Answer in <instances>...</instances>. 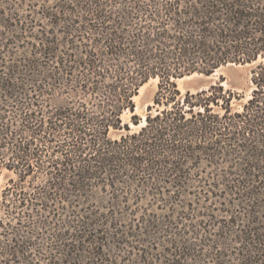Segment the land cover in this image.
Here are the masks:
<instances>
[{
	"label": "trees",
	"instance_id": "16d2710c",
	"mask_svg": "<svg viewBox=\"0 0 264 264\" xmlns=\"http://www.w3.org/2000/svg\"><path fill=\"white\" fill-rule=\"evenodd\" d=\"M2 175L0 264H264V0H0Z\"/></svg>",
	"mask_w": 264,
	"mask_h": 264
},
{
	"label": "rangeland",
	"instance_id": "374dc122",
	"mask_svg": "<svg viewBox=\"0 0 264 264\" xmlns=\"http://www.w3.org/2000/svg\"><path fill=\"white\" fill-rule=\"evenodd\" d=\"M259 60L261 59L246 64L229 63L220 67L216 74L194 75L192 77L181 79L180 81L176 79V84L183 93L185 90L195 91L197 89L207 87L210 83L219 81L225 89L229 88L236 93V97H233L232 99V105L234 108H239L247 100V98L250 97L251 90L254 87L251 83L252 69L257 65ZM151 79L147 81L140 91L138 89V93L136 94L137 96L134 97V113L141 117L142 120L147 113V106L152 105L153 103L152 99L157 89V81L155 82ZM156 80L158 79L156 78ZM152 112H154V109ZM131 115L132 113L127 111L123 113L122 118L125 122L129 123V126L132 129H137L139 125H134L131 122ZM111 134L113 137L118 135V133L115 132H112ZM4 181L3 175L0 176V185L3 184ZM214 212L216 215L221 214L218 209Z\"/></svg>",
	"mask_w": 264,
	"mask_h": 264
},
{
	"label": "bare ground",
	"instance_id": "6f19581e",
	"mask_svg": "<svg viewBox=\"0 0 264 264\" xmlns=\"http://www.w3.org/2000/svg\"><path fill=\"white\" fill-rule=\"evenodd\" d=\"M219 70H216L214 73H212V74H216L217 72H218ZM194 75H202V74H198V73H193V74H191V75H188V76H184L183 78H180V79H178L179 81L181 80V79H184V78H188V77H192V76H194ZM157 81L156 79H152V81ZM146 84V83H145ZM144 84V85H145ZM144 85H142L141 87H140V89H139V91L144 87ZM137 96V95H136ZM135 96V97H136Z\"/></svg>",
	"mask_w": 264,
	"mask_h": 264
},
{
	"label": "water",
	"instance_id": "95a60500",
	"mask_svg": "<svg viewBox=\"0 0 264 264\" xmlns=\"http://www.w3.org/2000/svg\"><path fill=\"white\" fill-rule=\"evenodd\" d=\"M197 73V72H196ZM200 74H203V73H200ZM185 76H187V75H185ZM184 77V76H183ZM177 79H179V78H177Z\"/></svg>",
	"mask_w": 264,
	"mask_h": 264
}]
</instances>
